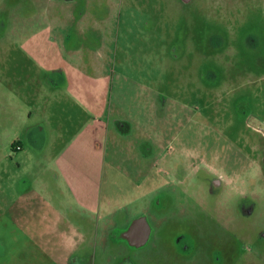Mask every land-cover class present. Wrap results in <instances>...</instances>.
Masks as SVG:
<instances>
[{
    "label": "rangeland",
    "instance_id": "374dc122",
    "mask_svg": "<svg viewBox=\"0 0 264 264\" xmlns=\"http://www.w3.org/2000/svg\"><path fill=\"white\" fill-rule=\"evenodd\" d=\"M213 1L224 20L202 0H0V264H61L25 221L39 201L59 211L66 188L43 118L80 109L54 83L93 79L96 63L112 83L101 195L113 212L74 264H264V17ZM143 215L147 245L115 238Z\"/></svg>",
    "mask_w": 264,
    "mask_h": 264
},
{
    "label": "crops",
    "instance_id": "0c3cea01",
    "mask_svg": "<svg viewBox=\"0 0 264 264\" xmlns=\"http://www.w3.org/2000/svg\"><path fill=\"white\" fill-rule=\"evenodd\" d=\"M96 64L93 68L96 77L93 79L79 81L78 79L70 80L67 78L54 83L55 87H60V90L79 107L80 112H70L66 116L60 115L55 123L49 121L48 115L43 118L44 125L48 126L45 130L49 137H44L46 132H43L42 129L40 141L43 143L47 141L48 144L45 146L41 144V149L57 151L55 159L52 160V165L62 175L66 188H62L63 195L58 201L59 211L50 206L47 201H39L38 208L40 212H44V217L43 215L39 216L38 220L32 224H27L28 222L25 221L27 231L30 230L31 232V234L26 233V235L32 240L39 238L45 246L55 243V250L61 249V252L56 253V257H60L59 262L61 264H66L67 257L73 251L71 246L84 238L93 235L95 237L97 218L103 221L110 218L109 216L113 212L110 203L103 202L101 195L102 176L106 164V147L104 144L107 142L111 130L112 115L111 112L109 115L110 100L108 94L112 92V83L106 74L110 70L107 66L108 63ZM87 113H90V116L85 117ZM54 125L56 128L53 127ZM114 126L116 127L113 131L117 133L116 135L119 134L118 136L131 131L128 124L122 120L117 121L116 119ZM148 149H151L150 145H148ZM3 161L5 162L6 159ZM141 176L144 177V173ZM130 179L136 180V178ZM46 188L48 186L44 185L46 192H49ZM65 191H67L68 198L64 194ZM29 193L31 194L30 190L25 194ZM35 197L44 200L38 193H35ZM69 198L72 203L67 200ZM47 207L49 208L47 209ZM8 209V213L13 214L16 224L17 206L12 203ZM50 209L56 210L54 219H49L46 215ZM0 211H3V208ZM32 229L35 230L34 233ZM9 244L10 241L7 242V245L5 244L7 251ZM55 244L50 246L54 247ZM68 246H70V251L66 249ZM46 249L48 250V247ZM5 264H14V259L8 258Z\"/></svg>",
    "mask_w": 264,
    "mask_h": 264
},
{
    "label": "flooded vegetation",
    "instance_id": "af4514ba",
    "mask_svg": "<svg viewBox=\"0 0 264 264\" xmlns=\"http://www.w3.org/2000/svg\"><path fill=\"white\" fill-rule=\"evenodd\" d=\"M188 1H189L188 3H190V1H192V0H188ZM203 3H205V5H208V8L212 12L213 15H218L220 17V19H223V17H221V10H220V7H219L220 4H217L213 0H202V4ZM241 5L244 8V18L248 14L247 13L248 10H250V9L254 10L256 8H259L261 10V12H262L261 15L264 17V0H242L241 1ZM215 9L218 11L217 14H215V12H214ZM230 13L234 14L232 12H230ZM33 18H34V15H32L31 19H33ZM226 19L229 22L231 21L228 18H226ZM234 20H236V19H234ZM237 20H240V19H237ZM213 42H215L216 46L218 45V47L220 49H222V50H223V44L224 45L226 44V42L223 43V39L222 38H219L218 41H213ZM226 47L227 46H225V48ZM222 52L223 53H229L226 50H224ZM212 54L214 56H217V58L221 57V55H222V53L216 52V51L213 52ZM215 181L216 180H214L213 185H212L213 186V188H212L213 190L216 189L215 187L219 188V185L216 184ZM143 217H144V215H143ZM147 221H148V219H147ZM148 224H149V221H148ZM130 227H131V224L127 225L125 228L120 230V232H117V230H115L117 232V235H114V234L113 235L115 236V238H120L121 240L125 241L129 246L134 247V248H141V247L147 245V243H148V241H149V239H150V237H151V235L153 233V228H151V225L149 224V230H148L147 237H144V234H143L142 230L132 231V230H130ZM110 234L112 235V233H110ZM88 241H89L88 238H84L82 241H80V242L78 241L75 244V248L73 249L72 253L66 259V264H74V263L79 262L81 260V256L82 257L86 256L85 252L82 251V247ZM189 249H190L189 245H187L186 243L182 244V250L183 251H187ZM263 254L264 253H259L258 257L264 260Z\"/></svg>",
    "mask_w": 264,
    "mask_h": 264
},
{
    "label": "water",
    "instance_id": "95a60500",
    "mask_svg": "<svg viewBox=\"0 0 264 264\" xmlns=\"http://www.w3.org/2000/svg\"><path fill=\"white\" fill-rule=\"evenodd\" d=\"M130 230L132 231L142 230L144 237H147L148 230H149V224H148L146 217H141V218L136 219L131 224Z\"/></svg>",
    "mask_w": 264,
    "mask_h": 264
},
{
    "label": "clouds",
    "instance_id": "9594fccd",
    "mask_svg": "<svg viewBox=\"0 0 264 264\" xmlns=\"http://www.w3.org/2000/svg\"><path fill=\"white\" fill-rule=\"evenodd\" d=\"M239 194L243 195L244 193H239ZM231 195L232 193L229 191L222 193V203L228 202L231 198Z\"/></svg>",
    "mask_w": 264,
    "mask_h": 264
},
{
    "label": "built area",
    "instance_id": "2783aa9c",
    "mask_svg": "<svg viewBox=\"0 0 264 264\" xmlns=\"http://www.w3.org/2000/svg\"><path fill=\"white\" fill-rule=\"evenodd\" d=\"M259 132L264 136V129L259 128ZM18 149L20 148L18 147Z\"/></svg>",
    "mask_w": 264,
    "mask_h": 264
}]
</instances>
